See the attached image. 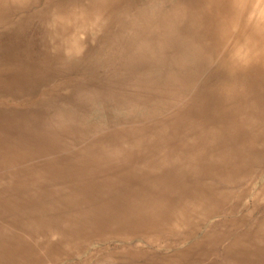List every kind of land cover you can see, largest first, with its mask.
Segmentation results:
<instances>
[{
  "label": "bare ground",
  "instance_id": "1",
  "mask_svg": "<svg viewBox=\"0 0 264 264\" xmlns=\"http://www.w3.org/2000/svg\"><path fill=\"white\" fill-rule=\"evenodd\" d=\"M149 7L52 10L68 52L97 10L132 25L118 100L148 114L85 140L43 104L0 100V264H264V0Z\"/></svg>",
  "mask_w": 264,
  "mask_h": 264
},
{
  "label": "rangeland",
  "instance_id": "2",
  "mask_svg": "<svg viewBox=\"0 0 264 264\" xmlns=\"http://www.w3.org/2000/svg\"><path fill=\"white\" fill-rule=\"evenodd\" d=\"M32 1L25 8H15L12 13L0 12V85L4 89L0 91V100L5 97L7 104L26 110L43 104L47 120L62 117L70 126L82 129L85 140L105 133L124 119L131 121L132 114L126 113L139 110L142 105L122 103L117 90L118 74L135 67L123 65L120 59L121 53L134 47L132 25L113 18L112 8L97 10L99 17L92 18L93 22L79 30V46L68 52L62 43L65 41L68 45L70 34L47 33L46 27L55 20L50 14L73 5L81 12L91 5V0ZM169 2L172 0H132V5L143 9V6L160 7ZM20 19H25L23 29V24L17 27ZM60 46L62 52L66 51L63 59L55 57L54 53ZM158 71H144L141 77L145 78L144 83L147 84L149 78L159 77ZM136 81V73L125 79L127 83ZM151 104L148 98L143 110ZM160 109L149 113L154 118L165 117L167 111ZM136 112V120L148 114L142 110Z\"/></svg>",
  "mask_w": 264,
  "mask_h": 264
}]
</instances>
